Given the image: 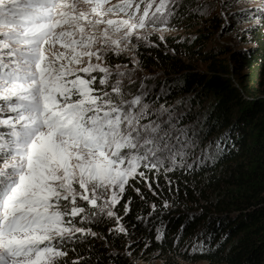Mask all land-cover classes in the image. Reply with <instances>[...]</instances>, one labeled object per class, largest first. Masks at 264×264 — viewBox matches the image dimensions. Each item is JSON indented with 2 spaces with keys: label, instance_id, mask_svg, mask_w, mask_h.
<instances>
[{
  "label": "snow or ice",
  "instance_id": "obj_1",
  "mask_svg": "<svg viewBox=\"0 0 264 264\" xmlns=\"http://www.w3.org/2000/svg\"><path fill=\"white\" fill-rule=\"evenodd\" d=\"M180 6L0 0V264H60L77 243L98 236L84 225L105 218L116 222L110 232L127 234L114 209L127 188L144 199L130 181L156 195L152 182L159 187L161 175L170 185L168 173L222 154L218 140L188 163L200 133L180 126L182 101L160 103L167 89L155 93L145 82L153 78L138 75L139 48L158 47L151 37L164 41L175 31ZM250 7L264 14V0ZM189 11L207 14L203 5ZM122 58L133 67L112 63Z\"/></svg>",
  "mask_w": 264,
  "mask_h": 264
},
{
  "label": "trees",
  "instance_id": "obj_2",
  "mask_svg": "<svg viewBox=\"0 0 264 264\" xmlns=\"http://www.w3.org/2000/svg\"><path fill=\"white\" fill-rule=\"evenodd\" d=\"M194 5L181 6L174 20L178 27L195 31L194 37L153 39L158 47L141 46L138 58L144 75L163 74L154 85L155 93L167 89L160 103H185L182 124L196 122L185 121L191 113H205L198 130L201 150L209 144L215 148L220 140L222 154L215 161L168 173L170 185L163 175L159 187L150 180L156 195L143 182L131 181L144 199L127 188L114 210L127 234L110 232L116 222L106 218L86 225L98 236L77 243L63 264L78 257L84 258L81 264H137L150 259L166 264H264V14L228 8L225 32H236L241 19L248 23L238 30L241 47L232 49L216 45L214 30L200 27L206 21L217 32L220 20L209 22L199 11L190 12ZM112 62L133 67L127 58ZM129 197L132 203L125 215ZM165 200L170 207H163ZM200 244L206 250L193 251Z\"/></svg>",
  "mask_w": 264,
  "mask_h": 264
},
{
  "label": "rangeland",
  "instance_id": "obj_3",
  "mask_svg": "<svg viewBox=\"0 0 264 264\" xmlns=\"http://www.w3.org/2000/svg\"><path fill=\"white\" fill-rule=\"evenodd\" d=\"M180 2H181V6H184V5L187 6L189 4L191 5V2H193L195 5H194V7H191V9L197 8L198 5L205 6L207 8V14L203 15V17L205 18L204 20H208L209 22H211V20H215L217 18L220 20L221 26L219 27V30H217V32H215L216 30L212 27V25L209 23H206V21L202 22L200 27L203 28L204 30H210V31L214 30L213 41L216 43V45H225V46L231 47L232 49H239L241 47V44H240L238 37H237L238 32H239L238 30H241V28L248 26V23L246 22L245 19H243V20L241 19V22L238 24L239 25L238 30L236 32H234V33H228L227 31L225 32L224 26L226 25V23L229 22V17L226 14V12L229 10L228 8H230L232 6L233 10H246L247 9V10H250V13H253V14L258 13V11H256L255 8L250 7V0H180ZM201 10H203V9H201ZM176 16H177V14H176ZM176 16L171 21V26L175 28V31L165 33V40L167 37L178 36V35L194 37L195 31H193V32L188 31V29L185 26L184 27L183 26L178 27L177 25H175L174 20L176 19ZM253 19H257V17H253ZM156 38L157 37L155 35L153 37H151L152 41H153V39H156ZM165 40H164V42H165ZM202 70H204L203 67H202ZM141 74H142V76H144L143 73H141ZM148 76L152 77L153 79H149L145 82L149 85H156L157 82H159L161 80V78L163 77V74L158 73L155 75H151V76L148 75ZM186 109L187 108L185 107V103H180L178 105V111L184 113V111H186ZM204 114L205 113H203V112H201L200 114L191 113L190 116L186 117L185 121H189L188 118H192L193 120H195L196 122L190 126L194 127L198 131L200 128L203 127L202 126L203 120L205 119ZM180 126L181 127L185 126L184 124H182V121L180 123ZM190 135H191V133H190ZM200 152H201V146L199 144V147L195 150L193 157L189 158L188 163L190 162V160L192 158L197 157V155L199 156ZM83 206L88 207V205H86V204H84ZM84 226H86V225H84ZM64 260H65V258L60 261V264H63ZM137 264H166V263L162 260L150 259L147 262L146 261H138ZM178 264H191V263L180 261V262H178Z\"/></svg>",
  "mask_w": 264,
  "mask_h": 264
}]
</instances>
